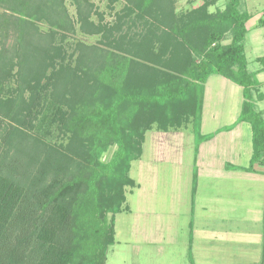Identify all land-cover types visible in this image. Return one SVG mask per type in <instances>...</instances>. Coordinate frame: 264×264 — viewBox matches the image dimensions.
<instances>
[{"label": "trees", "instance_id": "trees-1", "mask_svg": "<svg viewBox=\"0 0 264 264\" xmlns=\"http://www.w3.org/2000/svg\"><path fill=\"white\" fill-rule=\"evenodd\" d=\"M127 1L138 17L156 3ZM1 2L11 11L1 17V35L30 36L25 41L29 50L36 44L31 35L36 32L35 21L43 19L59 28L67 21L62 0ZM239 5L240 0H226L223 8L203 11L174 28L195 56L183 60L177 74L149 83L148 73H141L143 81L132 79L135 61L130 55L104 49L81 56L76 69L67 71L62 81L53 82V71L46 75L45 69L36 71L29 64L14 72L16 88L5 87L4 102L11 98L21 118L12 117L14 122L0 131V264H103L107 247L115 241L114 216L126 209L125 187L135 184L129 175L131 162L141 157L151 123L166 132L183 129L190 120L194 151L214 135L200 131L204 86L211 75L241 87L243 100L233 124L247 122L251 129V156L242 169L264 168V117L256 109V101L264 99L256 78L264 70V55L255 58L263 65L259 70L247 69L244 39L251 14ZM256 26H264V12ZM188 37H196L199 45L187 41ZM27 56L34 62L41 58L36 52ZM68 74L83 81H69ZM70 90L77 92L72 99L61 96ZM152 109L156 115L147 118ZM52 127L70 134L81 148L69 170L61 162L62 152L40 139H33L31 153L24 152V142L30 138L26 129L43 137L50 135ZM112 145L115 149L104 160L103 153ZM252 264H264V251Z\"/></svg>", "mask_w": 264, "mask_h": 264}, {"label": "rangeland", "instance_id": "rangeland-1", "mask_svg": "<svg viewBox=\"0 0 264 264\" xmlns=\"http://www.w3.org/2000/svg\"><path fill=\"white\" fill-rule=\"evenodd\" d=\"M155 2L148 12L138 17L137 10H130L131 5L127 0H62L67 14L64 16L67 19L65 26L53 27L43 19L35 21L36 32L30 31L36 39V44L30 50L25 45V41L30 36L27 38L25 35L22 39L18 38L14 32H9L5 36L0 33V84L2 87L0 131H4L3 128H7L6 126L14 122L10 120L12 117L21 118L19 114L21 110L14 106L11 98L4 102L8 97L4 92H6L7 85L16 88L18 81L13 74L21 69L23 64H25L24 67L29 64L30 68L36 71L45 69L46 75L53 71L54 73L51 72L55 77L53 82L62 81L67 71L72 73L76 69V62L81 56L95 49H104L132 57L135 61L132 79L136 82L143 81L141 73H148L147 83L159 76L169 77L178 73L177 69L183 60H186L188 56H195L186 40L183 41L175 35L174 28H179L203 11L212 12L217 7L223 8L226 0H155ZM6 7V4H2L0 0V22L1 17L11 13ZM239 9L251 14V19L247 23L248 32L244 39V52L247 69L256 71L263 66L255 58L264 55V26H256L257 19L264 12V0H240ZM28 29L26 31H29ZM197 40L196 37L187 38V41L192 44L199 45ZM1 49L4 50L3 53ZM29 52L39 53L41 58H37L35 62L30 61L28 56L26 57ZM140 67H142L141 70ZM68 76L69 81H83L82 78L76 80L71 74ZM256 78L261 83L258 89L263 92L264 70H259ZM207 81L211 83L207 93L208 97L204 102L207 121L204 128L213 133L211 131L215 127L228 121L225 112L236 114L239 111L242 94L237 92L238 88L235 85L233 92L220 91L222 88L218 89L217 81L229 80L219 75H211ZM206 90L207 87L204 86L203 95ZM56 91L55 87L53 92ZM76 93L75 90H70L69 94L64 92L61 96L70 100ZM9 95L13 97L14 90H12V95ZM24 95L26 96L27 92ZM211 96L215 97L212 103ZM256 109L261 110L264 117V99L256 101ZM211 110H213L214 119H210ZM150 115L155 116L156 112L152 109L147 118ZM222 115L224 116L220 117ZM182 128L192 131L191 121L184 122ZM26 131L30 138L24 142V152L31 153L29 147L32 141H35L33 139H40L50 144L55 151L62 152L61 162L68 167L67 170L75 165L81 148L70 134L54 127L50 129V135L43 136L41 132L40 135L43 137L32 130L26 129ZM170 133L171 131H158L154 122L151 123L150 130L146 131L142 155L139 160L131 162L129 172L130 177L140 186L139 189L135 184L125 187L124 206L126 209L124 208L122 212L114 216L115 241L113 245L107 247L103 264H196L191 261L192 258L190 259L188 254L187 225L184 229L182 228L185 225L184 212L180 211L183 205H179L174 200L184 194L183 189H179L181 183L178 181V176L180 175L174 173L172 161H170L179 158L172 149L164 146L169 142L178 141V138ZM247 133L246 131V138H244L246 142ZM192 143L193 145L195 143L194 133ZM243 146H247V143L244 142ZM114 149V145L110 146L103 153L102 158L108 160ZM184 152L187 153L188 148ZM155 153L160 157V161H157L153 167ZM204 190L203 187V192ZM202 194L201 189L200 195ZM203 196L207 198L208 194ZM174 207L177 209V216H173L172 219L176 220L173 223L176 228L173 227L170 230L167 219L170 216L169 209H174ZM107 218H110V214ZM196 258L201 259L199 256ZM221 263L198 261L197 264ZM227 263L252 264L256 262L239 259V261L234 260L222 264Z\"/></svg>", "mask_w": 264, "mask_h": 264}, {"label": "crops", "instance_id": "crops-1", "mask_svg": "<svg viewBox=\"0 0 264 264\" xmlns=\"http://www.w3.org/2000/svg\"><path fill=\"white\" fill-rule=\"evenodd\" d=\"M250 19L251 17L247 23ZM210 83L211 81H206L207 90L203 95L200 126L202 134L210 133L204 128L207 122L204 102L208 97ZM234 85L238 88L237 92L242 94L241 87L235 83L217 81L218 89L222 88L220 91L233 92ZM213 100L215 97L211 96V103ZM242 100L243 96L241 102ZM211 112L210 119H214L213 110ZM225 113L228 121L215 127L211 131L214 135L201 142L197 151H194L191 130H169L178 141L164 144L179 158L177 160L169 158L174 173L180 175L179 189H183L184 194L174 200L179 205H183L180 211L184 212L185 225L182 228L187 225V249L196 264L198 261L226 263L239 259L258 262L264 251V168L252 172L242 169L249 164L251 156L250 125L247 122L233 124L239 111L236 114L229 111ZM246 131L247 142L244 139ZM244 142L247 146H243ZM186 148H188L187 153L184 152ZM158 157L155 153L153 167L157 161H160ZM193 182L195 187L192 190ZM135 185L139 189L140 184L135 181ZM201 189L202 195H200ZM206 194H208L207 198L203 196ZM169 215L167 224L172 230L173 227L176 228L173 224L176 220L172 219L173 216H177L176 207L169 209ZM196 256L201 259H197Z\"/></svg>", "mask_w": 264, "mask_h": 264}]
</instances>
